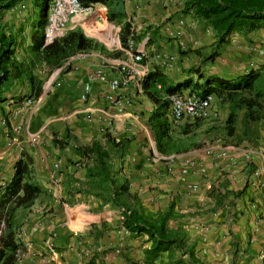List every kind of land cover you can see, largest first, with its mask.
Listing matches in <instances>:
<instances>
[{
	"label": "crops",
	"instance_id": "obj_1",
	"mask_svg": "<svg viewBox=\"0 0 264 264\" xmlns=\"http://www.w3.org/2000/svg\"><path fill=\"white\" fill-rule=\"evenodd\" d=\"M82 1L98 2L91 6L115 27L104 39L117 42L89 34L73 16L66 34L92 41L71 51L86 53L72 65L68 57L55 67L34 47L44 30L39 0H17L0 17L26 68L0 83V200L20 160L38 187L15 211L17 250L0 264H264V119L214 94L208 119L184 118L169 136L167 108L157 117L143 87L132 82L109 102L108 81L95 74L103 67L110 80L135 34L152 70L200 95L210 78L241 79L249 61L264 70V28L218 46L207 20L186 11L187 0ZM160 54L175 56L174 66H162ZM125 208L150 220L164 214L182 242L150 251L153 238L127 226Z\"/></svg>",
	"mask_w": 264,
	"mask_h": 264
},
{
	"label": "trees",
	"instance_id": "obj_2",
	"mask_svg": "<svg viewBox=\"0 0 264 264\" xmlns=\"http://www.w3.org/2000/svg\"><path fill=\"white\" fill-rule=\"evenodd\" d=\"M17 0H0V17L4 10L13 7ZM40 23L45 27L52 0H42ZM84 6H91L98 2H86L81 0ZM187 12H191L197 17L207 20L215 30L217 44L221 46L228 41L230 36L237 32L253 31L264 28V0H187L185 4ZM111 29H115L110 24ZM131 25L126 26L129 33ZM105 36L102 38L105 41ZM83 33L75 32L66 34L48 45H44V35L35 43L34 47L41 54V58L55 67L61 65V59L65 61L80 49L91 43ZM124 44L125 40L123 39ZM127 45V44H126ZM77 50L73 53L71 51ZM17 46L12 34L0 31V83L10 77H19L25 73L26 68L16 56ZM71 53V54H70ZM217 52H213L212 56ZM34 59L30 65L34 64ZM63 63V62H62ZM160 86V87H159ZM142 87L151 98L158 104L157 117H161L163 110L169 108L170 101L168 95L182 92L186 89L184 83H168L164 74L158 69L151 70L145 77ZM195 89V88H194ZM195 92V90H193ZM217 95L223 101L232 100L239 106L248 109V117L253 120L264 119V70L261 67L251 68L237 81H230L221 78H210L201 89L200 95ZM166 131L172 135L170 122L166 120ZM118 145V143H116ZM99 151V148H94ZM103 156V155H102ZM103 158V157H102ZM102 161H104L102 159ZM28 170L27 163L20 160L16 165V173L11 181L4 186V193L0 200V223L4 222L0 233V261H8L11 254L16 252L18 243L15 239L16 232V209L32 199L38 193V187L25 180ZM122 191L127 189L125 184L121 185ZM124 219L127 226L137 233H148L153 238V245L150 249L157 252L165 249L171 243H181L182 240L173 238L172 232L166 227L167 217L164 214L158 220H150L137 210L125 208Z\"/></svg>",
	"mask_w": 264,
	"mask_h": 264
},
{
	"label": "built area",
	"instance_id": "obj_3",
	"mask_svg": "<svg viewBox=\"0 0 264 264\" xmlns=\"http://www.w3.org/2000/svg\"><path fill=\"white\" fill-rule=\"evenodd\" d=\"M97 11H99V13H96L94 20L97 22H107V16L105 15L104 18L102 15L104 10H98L95 6H84L81 0H52L47 23L43 30L45 41L49 44L64 36L71 18L77 13L86 14L87 20H90V16ZM134 35L135 34H132L130 36L127 47L124 48V55L122 58L117 60L116 72L110 80L105 78V70L103 67L98 68L95 73L97 78L108 81L109 91L106 95V99L109 102H119L120 90L132 82L136 87L142 88L145 77L152 70L150 65L146 63L148 57L146 49L140 48L137 45ZM85 54L86 53L83 52L70 57L66 60V64L72 65L73 59H81L85 57ZM175 60L176 58L172 54H160L158 56V61L166 68L173 67ZM251 68H258V63L251 61L249 63V69ZM90 91L91 86L87 84L82 98L86 99ZM168 99L170 105L167 111V118L170 122L171 130L184 118H190L192 120L208 119L212 115V108L215 102V96L212 94L202 97L193 92L171 94L168 95ZM1 123L6 124V120H1ZM226 154V151H222L218 153V156L221 157ZM249 157L250 154L247 153L246 158ZM1 184L5 186L6 182H2Z\"/></svg>",
	"mask_w": 264,
	"mask_h": 264
},
{
	"label": "bare ground",
	"instance_id": "obj_4",
	"mask_svg": "<svg viewBox=\"0 0 264 264\" xmlns=\"http://www.w3.org/2000/svg\"><path fill=\"white\" fill-rule=\"evenodd\" d=\"M96 13L98 14L99 11L95 12L92 16H90V20H87V15L83 13H77L75 16L80 19H84L83 26L86 29V31L91 35H96L99 38H103L104 36L108 35L111 31V26L109 22H97L95 21ZM105 18V14H102ZM113 39L112 45H114L117 42L116 37L111 38ZM106 42V41H105ZM108 45H111L109 42H106Z\"/></svg>",
	"mask_w": 264,
	"mask_h": 264
},
{
	"label": "rangeland",
	"instance_id": "obj_5",
	"mask_svg": "<svg viewBox=\"0 0 264 264\" xmlns=\"http://www.w3.org/2000/svg\"><path fill=\"white\" fill-rule=\"evenodd\" d=\"M40 1V3H41V8H40V10H42V8H43V2H42V0H39ZM30 16H31V14H30ZM109 21V20H108ZM261 29H263V28H260V29H256V30H254V31H256V32H260L261 31ZM110 46H112V45H110ZM251 61H249V63H250Z\"/></svg>",
	"mask_w": 264,
	"mask_h": 264
}]
</instances>
